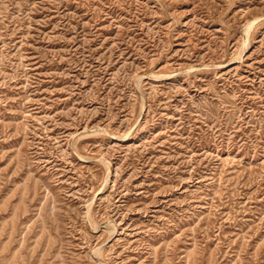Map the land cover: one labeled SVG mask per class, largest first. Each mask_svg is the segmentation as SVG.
Here are the masks:
<instances>
[{"label":"rangeland","instance_id":"1","mask_svg":"<svg viewBox=\"0 0 264 264\" xmlns=\"http://www.w3.org/2000/svg\"><path fill=\"white\" fill-rule=\"evenodd\" d=\"M0 264H264V0H0Z\"/></svg>","mask_w":264,"mask_h":264},{"label":"bare ground","instance_id":"2","mask_svg":"<svg viewBox=\"0 0 264 264\" xmlns=\"http://www.w3.org/2000/svg\"><path fill=\"white\" fill-rule=\"evenodd\" d=\"M250 27H251V25L248 26V28H250ZM247 40H248V38H247ZM106 169H108V168H106Z\"/></svg>","mask_w":264,"mask_h":264}]
</instances>
